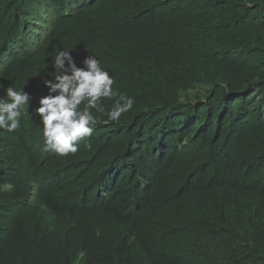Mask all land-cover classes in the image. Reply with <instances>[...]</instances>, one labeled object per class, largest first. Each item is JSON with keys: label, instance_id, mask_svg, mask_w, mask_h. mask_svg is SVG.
Segmentation results:
<instances>
[{"label": "trees", "instance_id": "16d2710c", "mask_svg": "<svg viewBox=\"0 0 264 264\" xmlns=\"http://www.w3.org/2000/svg\"><path fill=\"white\" fill-rule=\"evenodd\" d=\"M62 50L117 93L67 154L34 114ZM6 87L0 264H264V0H0Z\"/></svg>", "mask_w": 264, "mask_h": 264}, {"label": "clouds", "instance_id": "9594fccd", "mask_svg": "<svg viewBox=\"0 0 264 264\" xmlns=\"http://www.w3.org/2000/svg\"><path fill=\"white\" fill-rule=\"evenodd\" d=\"M82 65L77 66L71 51H59L53 59L54 77L42 81L47 94L39 98L34 114L43 125L46 151L76 152V141L91 135L93 130L91 125L95 123V117L90 109L103 111L98 101L102 97L117 96L111 87L114 80L97 59L88 55ZM4 91L7 98H0V128L13 131L20 126V117L28 110L31 98L24 89L6 87ZM85 101L83 110H78ZM133 102L129 97L119 95L108 112V119L117 120Z\"/></svg>", "mask_w": 264, "mask_h": 264}]
</instances>
